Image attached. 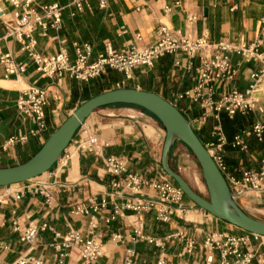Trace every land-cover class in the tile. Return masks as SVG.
<instances>
[{"label": "crops", "instance_id": "1", "mask_svg": "<svg viewBox=\"0 0 264 264\" xmlns=\"http://www.w3.org/2000/svg\"><path fill=\"white\" fill-rule=\"evenodd\" d=\"M36 2L39 5L58 4L62 8L59 31L48 29L45 36L40 29L33 32L34 52L42 58L50 57L64 48L73 62L74 44L91 46L92 60L105 51L107 44L115 52L129 46L145 49L156 41L155 32L160 25L191 39L206 37L210 42L250 44L258 40L260 51L264 52V0H178V5L177 0H107L105 9L99 8V0H87L81 11L72 6L71 0ZM188 17H194L195 21L188 22ZM13 19V8L0 0V55L10 54L13 63L22 67V71L8 74L0 63V168L27 161L74 109L91 97L118 88L158 94L189 120L204 145L213 141L212 133L218 126L221 127L226 138L222 150L226 167L224 176L240 178L244 171L259 168L264 156V143H259L252 134L244 138L247 152L232 147L231 143L237 133L249 130L258 121H264V113L238 114L232 118L221 114L219 120L209 116L199 126L202 111L197 104L178 98L196 84L197 60L193 61V68L187 71L185 58L167 55L151 69H134L128 81L116 71H109L88 83L78 82L68 74L48 78L36 71V66L22 50L19 41L4 38L5 23ZM231 61L236 75L225 87L216 86L214 98L222 90L244 91L250 84V74L258 69V65L244 63L237 56H232ZM176 62H180V65L177 66ZM29 87L47 90V130L37 136L29 135L35 125L16 109V102ZM257 97L259 108L264 111V82L259 85ZM84 128L98 134L103 144L101 156L74 152L70 146L67 150L70 158L65 166L56 164L49 172L30 182L0 188V264H16L24 255L40 258L43 264H83L76 252L61 257L62 251L50 247L53 234L49 230L40 232L31 246L21 243L20 236L29 224H47L62 234L71 228L88 237L90 217L74 216L71 210L77 205L88 208L102 200L107 202L106 208L98 214H91L95 216L94 234L103 246V253L95 264H124V253L130 246L135 218L131 212H126L124 217L108 221L113 205H120L125 199L109 196L111 176L106 172L103 160L116 156L125 162L128 172L139 174L145 180H156L164 173L161 153L165 132L148 113L134 107L115 105L96 110L85 121ZM19 134L28 137L25 144L3 148L10 137ZM188 155L193 157L183 144L175 142L168 156L170 166L178 172L184 168ZM142 194L155 197L147 189ZM236 202L249 216L264 220V193L248 194ZM181 206L184 211L176 212L165 224L155 221L154 212L142 215L144 234L158 240L163 246L159 248L146 242L136 244V264H156L161 251L170 264L203 262V250L186 252L184 237L193 238L201 244L204 236L210 232L234 236L245 233L200 210L185 196ZM16 226L18 230H15ZM115 234L123 239L112 241ZM251 243L253 247L257 246L256 242ZM214 259L217 262V254Z\"/></svg>", "mask_w": 264, "mask_h": 264}, {"label": "built area", "instance_id": "2", "mask_svg": "<svg viewBox=\"0 0 264 264\" xmlns=\"http://www.w3.org/2000/svg\"><path fill=\"white\" fill-rule=\"evenodd\" d=\"M4 2L14 11V19L5 23L4 38H14L19 41L22 44V50L26 52L36 66V71L42 76L53 78L68 74L78 82L88 83L109 71H116L123 74L125 80L128 81L131 79L134 69H151L160 58L167 55L181 56L186 59L185 70L187 71L193 68L194 60L198 61L195 68L196 84L178 98L188 99L197 104L202 111L199 126H202L209 116H214L219 120L221 114L232 118L238 114L264 113L259 108L257 97L259 85L264 82V52L260 51L261 44L258 40L250 44H234L226 41L210 42L206 37L191 39L179 31L172 32L166 26L160 25L155 32L156 41L145 49L138 50L129 46L115 52L107 44L105 51L92 60L91 46L74 44L75 59L73 62L64 48H60L56 54L50 57L42 58L34 52L33 32L35 29H40L45 36L48 29L59 31L62 8L58 4L39 5L36 0H4ZM71 3L78 11H81L87 0H71ZM176 4H179L178 0ZM106 5L107 0H99L100 9H105ZM187 21L192 23L195 18L188 17ZM232 56L239 57L244 63L258 65V69L250 74V84L244 91L222 90L219 96L214 98L216 86L225 87L233 81L236 75L231 61ZM0 63L5 66V71L8 74H13L17 70L22 71V67H17L13 63L10 54L0 55ZM176 65H180V62H176ZM46 105L47 90L37 87L26 89L24 96L16 102L18 112L29 118L35 125V128L29 132L30 136H37L47 130ZM248 134H252L259 143H264V121H258L249 130L237 133L233 137L232 147L247 152L248 146L244 138ZM212 137V142L203 145L224 176L226 167L222 150L226 144V138L221 127L218 126L214 130ZM27 139L28 137L23 134L12 136L5 142L3 148L25 144ZM70 146L73 147L74 152L99 157L103 144L96 132L89 131L82 125ZM68 148L56 163L57 165H66L70 158V154L67 153ZM103 163L106 172L111 176L109 196L125 199L120 205H113L108 221L118 217L122 218L126 212H131L135 218L133 235L130 238V246L125 250L123 263L136 264V244L146 242L159 248L163 246L158 240L144 234L142 215L154 212L155 221L168 223L176 212L184 211L181 206L184 194L165 173L156 180H145L139 174L128 172L125 162L116 156L104 158ZM224 178L235 200L248 194L264 193V156H262L257 170H246L240 178L230 176H224ZM145 189L151 190L155 197L144 196L142 192ZM106 206L107 202L102 200L98 204L92 203L88 208L79 205L72 208V215L90 217L88 237H83L81 233L71 228L62 234L47 224H29L22 231L20 242L31 246L37 240L40 232L49 230L53 234L50 247L62 251L61 257L76 252L83 264H95L103 253V246L94 234L95 216L91 214L100 213ZM15 230H18V226L15 227ZM180 237L182 238V236ZM111 239L120 241L123 237L115 234ZM252 241L257 243L256 247L252 246ZM184 243L187 253H192L196 249H201L205 253L204 261L194 264H264V237L255 234L245 232L243 235L234 236L210 232L204 236L201 244L188 237H184ZM215 254L218 255L217 262L214 259ZM16 264H43V262L40 258L24 255L17 260ZM156 264H170L163 251L159 253Z\"/></svg>", "mask_w": 264, "mask_h": 264}, {"label": "water", "instance_id": "3", "mask_svg": "<svg viewBox=\"0 0 264 264\" xmlns=\"http://www.w3.org/2000/svg\"><path fill=\"white\" fill-rule=\"evenodd\" d=\"M114 105L140 108L161 124L165 132L161 153L162 170L189 201L200 210L246 233L264 237V220L249 216L238 206L223 174L194 132L189 120L158 94L133 88L105 91L79 105L27 161L0 168V188L24 184L49 172L90 115L102 107ZM175 142L183 144L197 162L208 192L207 198L197 193L182 175L170 166L168 156Z\"/></svg>", "mask_w": 264, "mask_h": 264}, {"label": "rangeland", "instance_id": "4", "mask_svg": "<svg viewBox=\"0 0 264 264\" xmlns=\"http://www.w3.org/2000/svg\"><path fill=\"white\" fill-rule=\"evenodd\" d=\"M184 168L178 170L182 176L188 181L190 186L201 196L207 198L208 192L206 190L201 170L193 157L188 155V158L185 159Z\"/></svg>", "mask_w": 264, "mask_h": 264}, {"label": "trees", "instance_id": "5", "mask_svg": "<svg viewBox=\"0 0 264 264\" xmlns=\"http://www.w3.org/2000/svg\"><path fill=\"white\" fill-rule=\"evenodd\" d=\"M115 106H124V107H134V106H128V105H115ZM134 108H137V107H134ZM138 109H140V108H138ZM140 110H142V109H140ZM142 111H144V110H142ZM145 112V111H144ZM147 113V112H146ZM149 114V113H148ZM149 115H151V114H149ZM152 116V115H151ZM197 135V134H196ZM190 152V151H189ZM191 154V153H190ZM192 155V154H191ZM173 170H175L174 168H172ZM176 171V170H175ZM177 172V171H176Z\"/></svg>", "mask_w": 264, "mask_h": 264}]
</instances>
